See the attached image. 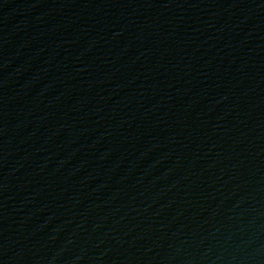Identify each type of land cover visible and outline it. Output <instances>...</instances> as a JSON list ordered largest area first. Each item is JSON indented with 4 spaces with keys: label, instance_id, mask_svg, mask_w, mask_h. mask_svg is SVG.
Instances as JSON below:
<instances>
[{
    "label": "water",
    "instance_id": "water-1",
    "mask_svg": "<svg viewBox=\"0 0 264 264\" xmlns=\"http://www.w3.org/2000/svg\"><path fill=\"white\" fill-rule=\"evenodd\" d=\"M0 264H264V0H0Z\"/></svg>",
    "mask_w": 264,
    "mask_h": 264
}]
</instances>
